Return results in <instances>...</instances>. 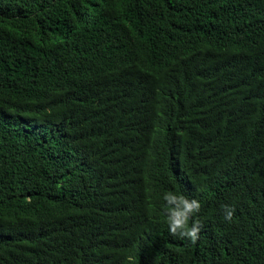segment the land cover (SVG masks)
<instances>
[{"label":"trees","instance_id":"trees-1","mask_svg":"<svg viewBox=\"0 0 264 264\" xmlns=\"http://www.w3.org/2000/svg\"><path fill=\"white\" fill-rule=\"evenodd\" d=\"M0 264H264V0H0Z\"/></svg>","mask_w":264,"mask_h":264},{"label":"clouds","instance_id":"clouds-1","mask_svg":"<svg viewBox=\"0 0 264 264\" xmlns=\"http://www.w3.org/2000/svg\"><path fill=\"white\" fill-rule=\"evenodd\" d=\"M155 68L159 69L161 79L168 78L169 75H173L175 81L179 84L190 73L189 65L177 58L175 54H170L165 60H163ZM177 87L170 82L163 86V91L166 96L165 103H179L181 97L180 94L174 96L171 99V92ZM156 90L152 89L151 93ZM185 145L183 144L182 135L175 138L174 144H171L174 160H178L182 156ZM165 201L164 213L166 215V223L168 225V231L173 237L181 239H187L192 244H195L199 240V234L202 230V224L198 219L193 217L201 210V203L196 198H189L183 193L175 191H166L163 195ZM234 209L225 206L224 218L231 221L233 217ZM191 222V223H190Z\"/></svg>","mask_w":264,"mask_h":264}]
</instances>
